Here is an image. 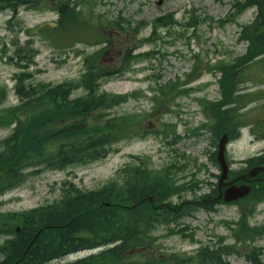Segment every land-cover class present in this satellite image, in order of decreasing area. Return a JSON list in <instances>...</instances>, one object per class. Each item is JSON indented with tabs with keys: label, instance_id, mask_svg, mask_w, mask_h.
<instances>
[{
	"label": "trees",
	"instance_id": "obj_1",
	"mask_svg": "<svg viewBox=\"0 0 264 264\" xmlns=\"http://www.w3.org/2000/svg\"><path fill=\"white\" fill-rule=\"evenodd\" d=\"M94 2H59L55 6L58 19L54 26L37 27L27 30V33L39 36L56 49L99 43L102 38L93 40L95 35L103 37L96 31V25H104V28L114 25L121 28L124 25L100 21V16H94ZM40 3L41 0H0V11L9 10L15 17L21 7L26 10H42ZM252 7L257 8V15L253 22L242 27L239 38L247 43L245 54L232 62L220 61L207 68L208 72L221 74L217 84L222 99L218 102H210L206 98L198 100L205 116L213 121V124L203 127L211 131L215 138L222 133L227 134L230 140L236 138L237 127L242 125L246 115L239 113L240 108L254 100L264 99V90L241 94L237 89L238 85L248 80H264V76L250 72L255 60V64H260L264 70V0L235 3L226 22L234 21ZM203 21L191 14L190 22L183 29H196ZM124 23L125 29H131L128 21ZM223 24L224 21L219 22L220 26ZM151 25L153 37L162 28L167 29L169 35L178 23L170 15L154 20ZM146 26L145 22L136 24L131 29L132 34L136 36ZM174 34L180 38L185 37L184 32ZM151 39L139 40L137 48L153 43L158 37ZM31 44L28 42L26 46L19 47L14 55L18 65L20 61L25 62V66L20 68L26 69L33 63L35 51L30 47ZM131 53L132 50L125 52L119 66L110 68L99 63L101 53L96 52L84 58V73L79 80L65 81L54 86L30 82L32 75L26 70L16 76L15 93L20 103L15 107L1 108L6 99V90L0 88V128L14 125L11 133L0 140V193L15 189L30 175L39 174L43 170L55 171L74 165H88L115 153V146L122 141L145 137L142 122L148 115L112 114L111 111L126 103L129 96L100 92L101 81L123 74L132 63L151 55ZM202 74L199 66L195 65L191 73L186 75V83L198 79ZM181 86L178 82L157 86L151 98L155 109L163 110L178 97L187 96L191 90L182 89ZM79 89L83 93L73 96ZM224 105L233 107L222 111ZM254 127L252 132L260 131L259 123L254 122ZM172 133L173 138L177 137ZM260 161L250 159L246 163L252 166ZM259 177L262 181L252 186L247 199L249 203L264 200V173ZM182 190L184 185H176L175 172L171 168L151 169L145 167L143 162L127 165L117 179L109 181L99 190L81 192L72 188L73 195L66 196L58 203L7 214L8 235L12 238L5 246H0V253L5 252V257L7 255L0 264H12L19 258L21 248L30 244L25 261L19 264H48L71 253L97 248H102L97 255L71 264H226L222 256L225 255L224 250L228 254L230 248H224L223 252L205 249L194 257L175 255L165 260L152 258L147 253L154 241L152 233L157 227L175 222L193 209L212 211L218 204L210 195L174 205L171 198ZM77 221L82 223L77 224ZM16 226H20L18 234L14 232ZM261 233H264V229L248 230L242 223L234 233V238L253 241ZM132 250L142 252L130 256ZM31 251H38V258ZM247 260L251 264H259L254 254L247 256Z\"/></svg>",
	"mask_w": 264,
	"mask_h": 264
},
{
	"label": "rangeland",
	"instance_id": "obj_2",
	"mask_svg": "<svg viewBox=\"0 0 264 264\" xmlns=\"http://www.w3.org/2000/svg\"><path fill=\"white\" fill-rule=\"evenodd\" d=\"M236 1L241 0H100L95 13L101 14L104 19L110 21H118L121 16L131 20L133 26L137 22H151L168 14H174L175 20L184 24L193 9L197 10V16L202 17L206 14L213 21L200 24L195 32L189 30L186 33L188 40L166 37V30H160L163 37L161 41H155L154 45L143 46L133 52L137 54L154 49L156 53L151 59L133 63L122 76L108 78L102 82L101 90L105 92L122 95L137 94V99L130 98L128 102L115 108L112 113L123 115L143 112L148 115L142 122V130L148 131L144 138L119 143L117 153L89 166L70 167L61 172L48 171L29 178L22 186L0 198V212H21L59 201L67 183L74 184L81 191L97 189L110 179H115L118 171L127 163L136 162L135 158L149 159L148 167L156 170L163 166L173 167L174 164L179 166L180 172L176 173L178 181H175L186 184L188 189L179 197L173 198L175 203L210 192L212 184L217 182L211 174L217 176L220 173L211 165L209 159V153L215 151L211 145V135L207 130H197L193 134L191 132L199 128L201 124L209 123L196 99L205 97L213 102L220 99L216 83L220 74L205 73L189 83H186L185 75L189 74L195 65L199 66V72H203L207 69V64L214 65L219 61L232 62L245 53L246 45L237 41L238 34L241 25L253 20L255 9L247 10L237 18L236 22L226 24L222 28L214 23L225 18ZM56 18L57 15L51 11L40 13L20 10L15 20L10 19L8 11L0 13V87L8 90L6 106L17 103L13 94V76L18 71H22L16 68L8 57L14 56V53L18 51L17 48L24 47L28 40L33 39L31 48L35 51V58L34 64L23 70H28L34 75L32 78L34 83L57 84L79 78L83 72L81 65L83 57L98 48L80 45L72 49L56 50L37 36L27 37L26 29L52 24ZM9 21L12 22L10 25H8ZM174 31L182 32V29L176 27L172 30ZM150 32L151 27L145 28L132 46H138L141 37H148ZM110 34L111 43L103 56V63L107 66L114 64L119 66L118 59L126 48V38L121 33L110 32ZM128 45L131 47L130 44ZM194 56L197 57L193 58ZM176 79L182 85V89L191 91L187 96H180L174 103L167 104L163 110H156L149 99L156 85H164ZM247 88L253 90L252 85L249 84L238 86L242 92ZM240 112L243 110L241 109ZM254 122L264 124V115L256 114L251 120L245 117L242 121L245 129H242L240 137L226 148L227 157L232 163L231 170L241 169L243 161L264 150V140L255 141L251 137V125ZM171 131L177 137L173 138ZM8 132L6 129H0V139ZM163 132H169V134L164 137ZM182 154L185 157H182ZM198 180H202L203 183L195 187ZM237 218L235 206H220L217 213L197 212L193 217L182 219L177 223V227L183 228L187 225L193 229L195 243L178 235L163 237L166 229L161 228L158 232L160 253L193 255L201 246L211 244L212 240L217 242L215 237L219 236L225 238L227 245H231L233 244L231 232L226 230L224 224L220 222H233ZM250 223L251 225L264 224V203L257 207V212ZM3 240L4 238L0 237V242ZM235 247L242 253L248 252L253 247L264 249V236L254 243L238 244ZM261 253V256L257 255V258L264 264V251ZM86 255L87 253H81L77 257H71L70 260ZM226 261L228 264H247L242 256H231Z\"/></svg>",
	"mask_w": 264,
	"mask_h": 264
},
{
	"label": "water",
	"instance_id": "obj_3",
	"mask_svg": "<svg viewBox=\"0 0 264 264\" xmlns=\"http://www.w3.org/2000/svg\"><path fill=\"white\" fill-rule=\"evenodd\" d=\"M225 143H226V137L223 136L219 142V147H218V161L220 163L221 169H222V175L219 180V189L223 186L222 182L226 178L227 175V167L226 163L224 161L223 153H224V148H225ZM264 171V167L262 168H255L250 171L249 176L253 177L255 176L258 172ZM249 192V187L246 186H241L239 188L234 187V186H229L224 194V201L229 202L231 200H236L239 198H242L246 196Z\"/></svg>",
	"mask_w": 264,
	"mask_h": 264
},
{
	"label": "bare ground",
	"instance_id": "obj_4",
	"mask_svg": "<svg viewBox=\"0 0 264 264\" xmlns=\"http://www.w3.org/2000/svg\"><path fill=\"white\" fill-rule=\"evenodd\" d=\"M77 224H81L82 222H79V221H77L76 222ZM20 232V230L16 233V234H18ZM34 238H32L31 240H33ZM30 240V241H31ZM30 243V242H29ZM28 243V244H29ZM31 245V244H30ZM30 245L28 246V247H25V248H21V250H20V255H19V258L17 259V260H15L13 263H20V262H23V261H25V257H26V255H27V253H29V247H30ZM32 246H33V244H32ZM31 246V247H32ZM5 253V252H4ZM38 251H31V254L33 255V256H35V257H37L38 258ZM6 257H7V255H6ZM5 256H4V258H3V261H5V258H6ZM50 258H52V255H51V253H50ZM12 263V264H13ZM251 263V262H250ZM36 264H45L44 262H37ZM48 264H52V261H50ZM212 264H215V263H212Z\"/></svg>",
	"mask_w": 264,
	"mask_h": 264
}]
</instances>
